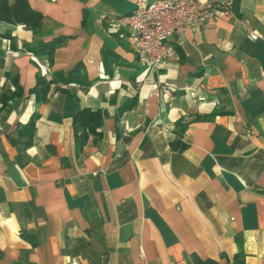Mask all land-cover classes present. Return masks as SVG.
Listing matches in <instances>:
<instances>
[{
	"label": "crops",
	"instance_id": "crops-1",
	"mask_svg": "<svg viewBox=\"0 0 264 264\" xmlns=\"http://www.w3.org/2000/svg\"><path fill=\"white\" fill-rule=\"evenodd\" d=\"M27 1L41 32L0 21V264H264V0L171 36L148 72L110 32L136 0ZM59 36L49 66L29 50ZM79 62L87 85L39 97L42 69ZM83 108L102 124L81 143Z\"/></svg>",
	"mask_w": 264,
	"mask_h": 264
},
{
	"label": "built area",
	"instance_id": "built-area-1",
	"mask_svg": "<svg viewBox=\"0 0 264 264\" xmlns=\"http://www.w3.org/2000/svg\"><path fill=\"white\" fill-rule=\"evenodd\" d=\"M232 4L233 0H136L131 13L112 20L110 32L128 31L138 62L148 72L173 54L171 36L181 35L189 28L211 27L231 13ZM247 31L251 39L258 37L255 31ZM42 73L46 74L45 69ZM161 89L163 95L171 98V87Z\"/></svg>",
	"mask_w": 264,
	"mask_h": 264
},
{
	"label": "trees",
	"instance_id": "trees-1",
	"mask_svg": "<svg viewBox=\"0 0 264 264\" xmlns=\"http://www.w3.org/2000/svg\"><path fill=\"white\" fill-rule=\"evenodd\" d=\"M44 16L33 9L27 0H0V21H5L10 24H21L24 27L30 29L34 34H37L43 29ZM4 37L10 38L8 33L3 34ZM64 37H54L47 41H41L29 47V50L35 55L36 59L44 61L48 66L52 63L53 54L55 49L61 44ZM34 63L39 67L37 60ZM84 66L82 63H77L67 73L56 72L53 73V77L50 80H46L43 75H40L41 84L43 87L37 91V94L41 98H45L49 85L54 82H75L84 83L86 82V75L84 72ZM41 73V72H40ZM6 76L9 77V72H6ZM15 86L14 95L21 93V87L17 82L12 81ZM260 109L264 110V103L260 105ZM73 124L77 129L81 128L79 133V141L84 143L85 136L87 133H91L94 137L100 135L99 127L102 124V118L98 111H91L89 108H83L73 116ZM173 144V143H172ZM175 146V145H173ZM181 145H177L180 148ZM195 264H217L212 260H196Z\"/></svg>",
	"mask_w": 264,
	"mask_h": 264
},
{
	"label": "rangeland",
	"instance_id": "rangeland-1",
	"mask_svg": "<svg viewBox=\"0 0 264 264\" xmlns=\"http://www.w3.org/2000/svg\"><path fill=\"white\" fill-rule=\"evenodd\" d=\"M131 39V38H130ZM131 41H132V39H131ZM132 43H133V41H132ZM133 46H134V43H133ZM134 48H135V46H134ZM136 49V48H135Z\"/></svg>",
	"mask_w": 264,
	"mask_h": 264
}]
</instances>
